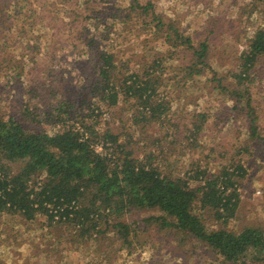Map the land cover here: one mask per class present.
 Wrapping results in <instances>:
<instances>
[{"label": "trees", "instance_id": "obj_1", "mask_svg": "<svg viewBox=\"0 0 264 264\" xmlns=\"http://www.w3.org/2000/svg\"><path fill=\"white\" fill-rule=\"evenodd\" d=\"M48 8L65 14L63 23L71 31L82 27L79 40L89 53L88 66L72 96L47 109L32 106L39 94L31 84L26 85L28 102L17 114L5 112L0 102V216L18 215L26 223L42 217L48 231L57 229L58 217L71 224V241L78 248L92 249L111 234L123 249L142 251L149 237L168 233L175 237L181 264L198 259L264 264V227H229L241 201V180L251 166L250 160L236 158L255 149L264 168V124L255 98L263 77L257 66L264 57V25L246 28L247 51L236 70L223 75L211 54L214 32L205 40L188 35L178 20L158 12L153 0H0V75L23 76L24 65H13L12 47L22 38L21 44L33 50ZM242 16L246 24V16L264 19V0H250ZM124 32L134 35L142 49L138 62L130 53L121 58L125 44L118 38ZM205 82L213 91L206 96L228 101L245 123L233 145L236 154L227 159L214 151L220 161L214 168L210 154L191 157L210 113L191 110L187 124L175 133L172 127L174 105L188 91L203 93ZM167 92L170 100L161 97ZM180 93L183 97L175 101ZM120 104L139 111L130 128L125 122L118 133L110 122L102 128L101 116L111 119ZM178 133H183L180 149L185 145L188 160L182 174L176 172L179 160L171 162L172 154L163 149L168 138L178 145Z\"/></svg>", "mask_w": 264, "mask_h": 264}, {"label": "rangeland", "instance_id": "obj_2", "mask_svg": "<svg viewBox=\"0 0 264 264\" xmlns=\"http://www.w3.org/2000/svg\"><path fill=\"white\" fill-rule=\"evenodd\" d=\"M153 1L157 5L158 12L178 20L182 30L188 35L205 40L210 36V32H214L211 37V54L216 64L215 68L223 75L230 70L235 71L240 56L247 51L249 43L246 41V28L248 27L249 30V26L253 23L257 26L264 25L262 17L251 19L248 16H246V24L242 13L250 0ZM56 2L61 3V1ZM46 15H48L47 20L46 17L43 21L40 19V26L43 25L39 33L40 42L31 45L32 51L21 44L22 38L17 40L21 42L20 45L17 43L12 47L13 65L17 63L24 65L23 76H16L11 71L0 75V102L5 112L9 110L17 114L25 108L29 98L26 93L30 89L27 88V84H31L39 94L38 98L32 101L37 103L31 104L40 109H47L48 104L58 102L62 98H70L80 81L81 72L86 71L89 53H86V48L79 40L82 27L78 25L71 31L70 27H66L63 23L65 14L56 15L53 8H48ZM122 34L123 36L119 35L118 38L119 44H125L121 58H125L126 54L130 53L134 62L135 60L138 62V57H143L142 49L138 47L134 35L125 32ZM37 47L38 49H35ZM161 48L163 52L168 49L164 45ZM149 58L145 59L144 63ZM173 65L177 63L174 62ZM257 70H261L263 77L255 91V98L256 102H259L262 124H264V57L260 58ZM203 88L204 92L199 95L195 90L188 91V97L179 105H174L176 108L172 110V127L175 133V130H180L187 124L191 110L210 113L198 149L193 151L191 157L196 160L197 154L201 151L205 155L210 154L207 157L212 160L208 162L210 167L214 168L220 164L219 154L222 153L227 159L236 154L237 150L233 145L245 123L240 115L236 116L230 111L228 101L215 94L206 96L213 93L209 82H205ZM183 94L180 93L174 100H180ZM197 95L198 100L194 99ZM163 96H167V100L172 98L169 92L161 94L162 98ZM137 112L139 111L128 105L120 104L114 109L112 118L109 117L110 120H105L106 115L101 116L100 126L105 128L110 122L116 133L121 132L122 122H125V128H130ZM182 134L178 133L176 146L172 145L170 138L163 143V149L172 154L171 162L179 160L180 164L176 172L181 174L187 170V166L182 163H188L187 158H184L185 145L180 149ZM214 151L218 152V155H214ZM180 155L183 157L178 159ZM236 159H241L243 162L250 160L251 166L246 178L241 180L242 185L239 188L241 201L229 227L231 229H242L247 226L264 227V168L258 165L261 160L260 155L258 151L252 149L250 155L239 156ZM208 217V213L203 215L204 222H209ZM45 223L46 219L42 217L33 223H26L18 215H1L0 262L5 264H181L183 260L174 245L175 237H171L168 233L149 237L150 242L144 245L142 251L123 249L122 242L111 234L105 242L89 249L88 246L78 248L71 241L74 229L69 222L62 223L56 217L54 224L57 229L54 231L43 229ZM215 224L216 222L210 221V225L215 226ZM198 260L201 261L197 264H207L202 259Z\"/></svg>", "mask_w": 264, "mask_h": 264}, {"label": "built area", "instance_id": "obj_3", "mask_svg": "<svg viewBox=\"0 0 264 264\" xmlns=\"http://www.w3.org/2000/svg\"><path fill=\"white\" fill-rule=\"evenodd\" d=\"M96 150H97V152H103V148H102V146H97V147H96Z\"/></svg>", "mask_w": 264, "mask_h": 264}]
</instances>
